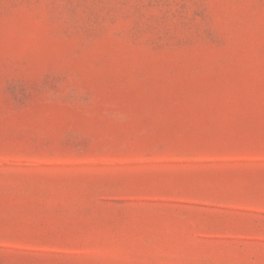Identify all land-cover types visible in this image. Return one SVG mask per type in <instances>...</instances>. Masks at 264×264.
Returning <instances> with one entry per match:
<instances>
[{"label": "rangeland", "instance_id": "obj_1", "mask_svg": "<svg viewBox=\"0 0 264 264\" xmlns=\"http://www.w3.org/2000/svg\"><path fill=\"white\" fill-rule=\"evenodd\" d=\"M0 264H264V0H0Z\"/></svg>", "mask_w": 264, "mask_h": 264}]
</instances>
